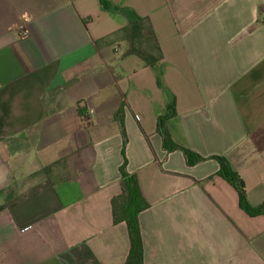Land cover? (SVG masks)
Instances as JSON below:
<instances>
[{
    "label": "crops",
    "instance_id": "crops-1",
    "mask_svg": "<svg viewBox=\"0 0 264 264\" xmlns=\"http://www.w3.org/2000/svg\"><path fill=\"white\" fill-rule=\"evenodd\" d=\"M108 1L0 0V264H125L121 102L144 264H264V214L240 208L211 159L264 208V0ZM135 16L155 32V68L123 57ZM171 97L166 127L206 159L194 166L162 148Z\"/></svg>",
    "mask_w": 264,
    "mask_h": 264
},
{
    "label": "trees",
    "instance_id": "trees-1",
    "mask_svg": "<svg viewBox=\"0 0 264 264\" xmlns=\"http://www.w3.org/2000/svg\"><path fill=\"white\" fill-rule=\"evenodd\" d=\"M101 7L108 11L113 6L108 0H99ZM153 28L147 18L135 16L134 20L130 21L126 27H123L119 34L128 43V50L123 57L135 56L148 67L155 68L162 59L161 49L157 38L154 34ZM157 85L160 89H165L161 78L157 75ZM124 107L125 103L121 102L119 105L114 120L118 122L121 132V156L123 158L119 166L120 172V187L121 195L115 196L111 200L113 210L114 224L124 223L127 228V234L130 243V250L128 251L125 264H144L143 262V245L141 240V230L138 223V215L148 208V204L142 198L141 191L138 186L137 177L135 174H130L126 170L127 162L125 157V148L127 145V136L124 130ZM176 102L175 98L171 97L166 106L165 114L158 119L157 132L162 138V148L166 152L180 151L183 153L186 164L188 166L195 165L206 160L205 158L193 153V151L177 146L172 140V137L166 127L169 119L175 116ZM218 164V176L226 180L237 192L239 199V206L249 216H257L264 214L263 206L258 208H251L246 202L245 190L242 179L232 171L229 162L224 157L211 158Z\"/></svg>",
    "mask_w": 264,
    "mask_h": 264
},
{
    "label": "rangeland",
    "instance_id": "rangeland-1",
    "mask_svg": "<svg viewBox=\"0 0 264 264\" xmlns=\"http://www.w3.org/2000/svg\"><path fill=\"white\" fill-rule=\"evenodd\" d=\"M122 45V44H121ZM122 47H123V45H122ZM124 48V47H123Z\"/></svg>",
    "mask_w": 264,
    "mask_h": 264
}]
</instances>
